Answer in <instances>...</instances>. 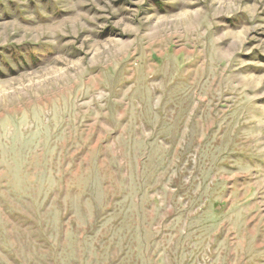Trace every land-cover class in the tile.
Segmentation results:
<instances>
[{"label": "rangeland", "instance_id": "obj_1", "mask_svg": "<svg viewBox=\"0 0 264 264\" xmlns=\"http://www.w3.org/2000/svg\"><path fill=\"white\" fill-rule=\"evenodd\" d=\"M0 264H264V0H0Z\"/></svg>", "mask_w": 264, "mask_h": 264}]
</instances>
